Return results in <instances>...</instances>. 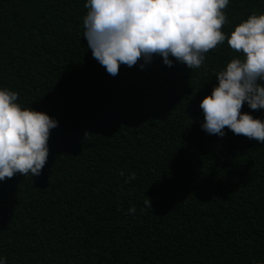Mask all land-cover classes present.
Returning <instances> with one entry per match:
<instances>
[{
  "label": "trees",
  "instance_id": "trees-1",
  "mask_svg": "<svg viewBox=\"0 0 264 264\" xmlns=\"http://www.w3.org/2000/svg\"><path fill=\"white\" fill-rule=\"evenodd\" d=\"M86 3L0 0V89L58 122L41 174L0 181V257L264 264V144L227 128L223 137L208 134L200 108L216 74L243 58L228 37L264 13V0H229L226 39L200 68L154 56L120 65L116 76L83 37ZM241 112L264 121V109L245 103ZM131 172L136 178L125 183Z\"/></svg>",
  "mask_w": 264,
  "mask_h": 264
},
{
  "label": "clouds",
  "instance_id": "clouds-1",
  "mask_svg": "<svg viewBox=\"0 0 264 264\" xmlns=\"http://www.w3.org/2000/svg\"><path fill=\"white\" fill-rule=\"evenodd\" d=\"M228 4L229 0H87L83 37L93 58L112 76L122 64L150 63L154 56H161L169 67L172 57L198 69L205 54L226 39L221 28L228 21L222 10ZM227 42L243 58L234 57L216 74L218 85L200 103L201 127L220 137L227 128L264 144V121L241 112L245 103L253 111L264 109V13H253L236 25ZM17 100V92L0 89V181L17 173L39 176L49 156L50 130L58 126L48 114L23 108ZM119 174L125 175L123 170ZM135 178L131 172L124 182ZM144 203L151 207L149 198ZM0 264H7V259L0 257Z\"/></svg>",
  "mask_w": 264,
  "mask_h": 264
}]
</instances>
